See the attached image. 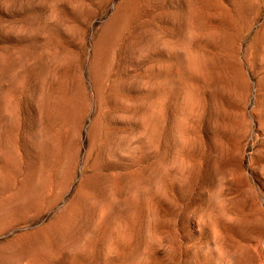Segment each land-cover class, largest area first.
<instances>
[{
  "label": "rangeland",
  "instance_id": "374dc122",
  "mask_svg": "<svg viewBox=\"0 0 264 264\" xmlns=\"http://www.w3.org/2000/svg\"><path fill=\"white\" fill-rule=\"evenodd\" d=\"M233 263L264 264V0H0V264Z\"/></svg>",
  "mask_w": 264,
  "mask_h": 264
},
{
  "label": "bare ground",
  "instance_id": "6f19581e",
  "mask_svg": "<svg viewBox=\"0 0 264 264\" xmlns=\"http://www.w3.org/2000/svg\"><path fill=\"white\" fill-rule=\"evenodd\" d=\"M189 63H190V59H189ZM194 63V62H193ZM234 264V263H233Z\"/></svg>",
  "mask_w": 264,
  "mask_h": 264
}]
</instances>
